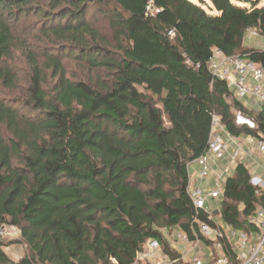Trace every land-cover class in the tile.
Masks as SVG:
<instances>
[{"label":"trees","instance_id":"obj_1","mask_svg":"<svg viewBox=\"0 0 264 264\" xmlns=\"http://www.w3.org/2000/svg\"><path fill=\"white\" fill-rule=\"evenodd\" d=\"M248 30L264 35V0H0V229L27 250L11 260L0 236V264H131L153 239L173 255L162 231L190 233L189 167L213 115L235 137H264V106L244 107L206 64L220 50L264 68V48L242 45ZM222 195V222L255 232L264 191L242 163Z\"/></svg>","mask_w":264,"mask_h":264},{"label":"built area","instance_id":"obj_2","mask_svg":"<svg viewBox=\"0 0 264 264\" xmlns=\"http://www.w3.org/2000/svg\"><path fill=\"white\" fill-rule=\"evenodd\" d=\"M146 11L151 12L150 6ZM169 34L173 35L172 32ZM246 34L249 38L258 35L256 30H248ZM206 64L211 77L226 82L239 102H250V108H246L259 111L264 106L262 66L238 55L227 57L220 50H214ZM236 124L254 128L253 121L240 114ZM211 130L206 151L193 162L198 166V186H193L188 176L187 195L194 212L190 233L180 229L174 232L168 245L173 255L165 253L158 241H148L131 264H264V210L258 208L248 217V224L255 228V232L248 235L227 226L222 220L215 221L214 212L207 206L210 201H222L227 178L244 160L251 159V164L264 175V137H235L221 126L216 115H213ZM246 143L250 145L247 150L243 146ZM249 178L257 190L264 191V179L260 175L249 174ZM201 214L213 223L212 227L200 220ZM8 230L17 231L13 226H4L0 236L3 238ZM201 243L208 245L207 252ZM204 253H207V259ZM111 262L117 264L115 260Z\"/></svg>","mask_w":264,"mask_h":264},{"label":"rangeland","instance_id":"obj_3","mask_svg":"<svg viewBox=\"0 0 264 264\" xmlns=\"http://www.w3.org/2000/svg\"><path fill=\"white\" fill-rule=\"evenodd\" d=\"M89 20H91V18L96 19L95 23L99 26L102 27L104 25L102 19L100 18L99 14L95 11H92L89 13L88 17ZM35 17H30L27 21L21 22V24L18 26V36L22 37L23 33H25L30 24L35 23L36 20ZM17 33V32H16ZM33 43H35L36 38L33 39ZM244 45L245 47L248 48H254V49H260V48H264V35H256V36H252L251 38H249V35L246 34L244 36ZM37 44H34L36 47L38 46V41L36 40ZM44 46V45H41ZM65 64V68L68 71V74L73 76V77H80L81 73L83 72V70L81 68H78V66H76L74 64V62L72 61H64ZM12 69L16 72L17 76H18V84L20 86V89L18 90H23V88L21 87V85H24V79L26 76V71H25V65L23 64L22 60L18 58V56H16L14 62H12ZM21 91H17V92H21ZM15 93V94H11V93H5V96L7 98H22L23 95H21V93ZM242 104L248 108H250V102L248 100H242ZM4 129L0 126V136L5 137L4 136ZM192 171L195 170V164H192ZM260 177L264 179V175L260 174ZM210 205H212V209L213 211H215V209L219 208V201L215 200V201H210ZM221 219L220 216L215 218V221H219ZM9 225H6V227H8ZM163 235H164V239L166 242V245H170L172 240H173V235H174V231L169 232V231H162ZM4 241V247H3V251L6 252V254L9 256V258L13 261H17L20 259L21 256H23L27 250L25 245L21 242L20 239V234L18 233V230L14 231V230H8L6 232V235L2 238ZM202 246V248L204 250H208V245H206L205 243H201L200 244ZM171 248V247H169Z\"/></svg>","mask_w":264,"mask_h":264},{"label":"crops","instance_id":"obj_4","mask_svg":"<svg viewBox=\"0 0 264 264\" xmlns=\"http://www.w3.org/2000/svg\"><path fill=\"white\" fill-rule=\"evenodd\" d=\"M243 40H244V38H243ZM242 45H243V47L245 46L244 45V41H243ZM244 107H246V106H244ZM241 138H244V137H241ZM243 146H244V149H246V150H247V148L250 147V145H248L247 143L245 145L243 144ZM251 163H252L251 159L244 160L243 163H242L246 167V169L248 170L249 174H253V175L263 174L259 168H256ZM193 164H195V163H193ZM191 169H192V166L190 165V167H189V178L192 180V185L193 186H198V184L200 182V180L197 178L198 166L195 164V168H194L195 170L192 171ZM219 205H220V203H219ZM207 206L212 209V205H210V202L208 203ZM217 210L218 209H215L216 212H217ZM212 211H213V209H212ZM215 211H213V212H214V216L216 218L219 215L215 214ZM219 221H221V219ZM176 230H178V229H175L174 232ZM204 252H207V250H204ZM204 255H205L204 257L207 259L208 258L207 253H204Z\"/></svg>","mask_w":264,"mask_h":264},{"label":"water","instance_id":"obj_5","mask_svg":"<svg viewBox=\"0 0 264 264\" xmlns=\"http://www.w3.org/2000/svg\"><path fill=\"white\" fill-rule=\"evenodd\" d=\"M215 214H217V212L215 211Z\"/></svg>","mask_w":264,"mask_h":264}]
</instances>
